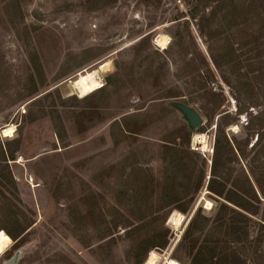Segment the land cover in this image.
I'll return each instance as SVG.
<instances>
[{
	"label": "rangeland",
	"instance_id": "obj_1",
	"mask_svg": "<svg viewBox=\"0 0 264 264\" xmlns=\"http://www.w3.org/2000/svg\"><path fill=\"white\" fill-rule=\"evenodd\" d=\"M237 1L0 0V264L21 248L31 251L20 264H146L151 253L155 264H191L181 243L226 238L217 206L248 188L238 171L264 149V127L247 126L264 119V103L238 115L228 82L251 81L250 94L260 93L264 21L253 20L264 19V0ZM212 51L230 69L218 70ZM247 138L246 155L234 157V140L244 147ZM213 159L221 196L208 189ZM196 213L207 229L187 236ZM17 221L24 232L14 241L7 231L18 233ZM164 233L167 245L143 257L141 244Z\"/></svg>",
	"mask_w": 264,
	"mask_h": 264
},
{
	"label": "trees",
	"instance_id": "obj_2",
	"mask_svg": "<svg viewBox=\"0 0 264 264\" xmlns=\"http://www.w3.org/2000/svg\"><path fill=\"white\" fill-rule=\"evenodd\" d=\"M225 0H219V4H223ZM233 1H236L237 5H241V1L237 0H228L225 1V3L222 5L229 6L233 3ZM199 7L194 8V11L191 12V18L196 20L198 13H199ZM260 15V16H259ZM256 17L254 18L253 22H263L264 19L260 18L263 17V14H256ZM187 24V28H188ZM213 41H215V37H212ZM212 61L215 65V67L220 70L221 72L223 68L228 65V68L230 69V64L227 61V56L222 55L219 56L217 52L212 51L211 54ZM224 61V62H223ZM201 63H203V60L201 59ZM187 67L188 69L193 68V71L191 73L199 72L200 73V67L197 64V61L195 59L190 58V56H187ZM189 71V70H188ZM186 72V75H189V72ZM222 78L227 81L228 79L222 76ZM261 78H264V75L261 76ZM232 88L236 92L237 101L240 102V108L238 109V115H242L245 112L249 110V107L251 105L258 106L260 105V101L264 103V80L261 79V81L258 83L260 87V93L256 94H250L249 87L251 86L252 82L248 81L245 82L244 80H240L239 78L236 80L235 84L228 81ZM109 84V83H108ZM206 87V85H204ZM219 105V102L217 101L212 110H216ZM261 113V114H260ZM262 112L257 113L255 116L251 117L250 122L247 124L248 128H252L253 124L257 123L260 129L264 127V119L262 118ZM225 125L229 124L230 116L227 115L223 118ZM222 130V128H221ZM263 132L260 135V138H258L256 144H260L261 141L264 139V128L261 129ZM223 133V130L220 132V134ZM219 137V136H218ZM216 149L217 151L218 146L221 144V138L219 137L217 140ZM240 141L234 140L233 147L236 148V151L234 152V157H243L245 156V152L247 147L250 144V140L247 138L245 140V146L241 147ZM231 146V145H230ZM263 147L258 148L254 151V155L252 156L251 162L252 165L250 168L245 170L244 168H240L238 171V179L242 178L247 180V189H241V188H235L233 190L234 195L237 197L238 200H235L231 197H229L225 202H221L216 209V219L214 220L218 228L223 229L225 231L226 238L222 240H217L213 242H209V240L204 241L200 245L199 239L195 238V240L190 243H181L179 246V250L184 251V253L187 255L188 258L191 259V264H264V151ZM16 150L15 149H8V154H5V162L7 161V158H14ZM183 152L177 149H174V155L171 163L175 165V167H179L182 165V162L185 160ZM185 155L191 154L189 148L185 150ZM214 160V159H213ZM219 161L217 159L213 162L212 167V176L210 178V182L208 184V189L211 192L218 193L220 196L223 195L224 192H218L216 189V178H217V166ZM189 169V164H186ZM11 173V172H10ZM230 177V175H228ZM237 180V179H236ZM204 183V177H201L199 179L197 190L202 188ZM11 185H14V180L11 175ZM177 192V190L175 191ZM1 203V202H0ZM170 207V206H168ZM166 207H162V209H165ZM186 212V210H183ZM201 218V219H200ZM206 216H201V213H196L194 216V220L192 221L190 228L187 232V236L189 235H196V231H198V225L201 226L200 233L205 232L207 229L206 223H204L203 220H206ZM253 220H256L258 223V226L260 227V230L255 235V239H252L250 229L251 222ZM17 224L19 225V231L18 233L8 232L7 235L11 237V239L18 240L21 236V233L24 232L22 229V225L19 221H17ZM196 224V225H195ZM198 224V225H197ZM146 226V225H145ZM145 226H139L136 230L143 229ZM129 228L130 226H125ZM135 229V228H134ZM195 231H192L194 230ZM131 231V230H129ZM167 232V231H166ZM167 234L164 233L161 238L158 240L156 239H150L148 242L141 244V248L143 251V257L146 256V253L151 248H164L167 245ZM143 245V246H142ZM182 263L188 264L187 262H184L182 259L177 258Z\"/></svg>",
	"mask_w": 264,
	"mask_h": 264
},
{
	"label": "water",
	"instance_id": "obj_3",
	"mask_svg": "<svg viewBox=\"0 0 264 264\" xmlns=\"http://www.w3.org/2000/svg\"><path fill=\"white\" fill-rule=\"evenodd\" d=\"M187 118L192 126V128H198L202 125V119L199 116V114L192 109H186ZM191 146H192V138H191ZM31 251V248H21L17 250L12 258H10L8 261L4 262V264H20L22 258L27 255Z\"/></svg>",
	"mask_w": 264,
	"mask_h": 264
},
{
	"label": "bare ground",
	"instance_id": "obj_4",
	"mask_svg": "<svg viewBox=\"0 0 264 264\" xmlns=\"http://www.w3.org/2000/svg\"><path fill=\"white\" fill-rule=\"evenodd\" d=\"M159 44L162 46V47H166V45H167V43H165V41L164 40H162V41H159ZM13 133H14V130L13 129H8L7 131H6V137H11V136H13ZM179 217V216H178ZM183 219V218H182ZM174 220V219H173ZM177 221H179V220H177ZM176 223V222H175ZM178 223V222H177ZM176 225V224H175ZM177 226V225H176ZM175 226V227H176ZM177 228V227H176ZM156 256H155V254L154 253H151L150 254V256H149V258L147 259V261H146V264H155L156 263ZM165 264H180V263H178L177 261H175V260H173V259H167L166 260V262H165Z\"/></svg>",
	"mask_w": 264,
	"mask_h": 264
}]
</instances>
